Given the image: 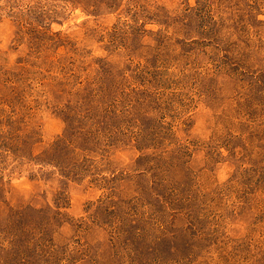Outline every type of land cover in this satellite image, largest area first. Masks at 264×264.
Listing matches in <instances>:
<instances>
[{"label":"rangeland","instance_id":"374dc122","mask_svg":"<svg viewBox=\"0 0 264 264\" xmlns=\"http://www.w3.org/2000/svg\"><path fill=\"white\" fill-rule=\"evenodd\" d=\"M0 264H264V0H0Z\"/></svg>","mask_w":264,"mask_h":264}]
</instances>
